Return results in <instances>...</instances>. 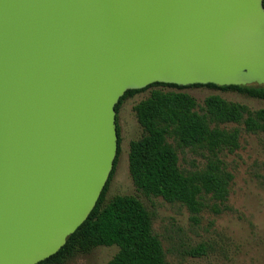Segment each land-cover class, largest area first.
Segmentation results:
<instances>
[{
	"label": "water",
	"instance_id": "obj_1",
	"mask_svg": "<svg viewBox=\"0 0 264 264\" xmlns=\"http://www.w3.org/2000/svg\"><path fill=\"white\" fill-rule=\"evenodd\" d=\"M264 85L263 0H0V264L87 218L128 89Z\"/></svg>",
	"mask_w": 264,
	"mask_h": 264
},
{
	"label": "trees",
	"instance_id": "obj_2",
	"mask_svg": "<svg viewBox=\"0 0 264 264\" xmlns=\"http://www.w3.org/2000/svg\"><path fill=\"white\" fill-rule=\"evenodd\" d=\"M190 87L234 90L264 100V85L256 83L219 86L153 82L140 89L126 90L115 104L117 154L95 206L57 252L36 264H64L78 253L113 244L118 246V251L105 264H166L161 241L153 231V213L144 203L131 194L114 195L105 200L120 153L117 122L120 105L126 98L147 89L149 94L133 106L143 133L129 142L128 150V172L136 189L145 196L182 204L193 220L205 207L206 197L216 203L227 200L233 175L219 153L224 149L232 152L238 147L239 130L219 124L242 123L246 131L264 133V108L250 109L217 94L206 96L199 105L194 96L184 91ZM179 149L202 155L203 166L181 168ZM216 203L212 206L218 212ZM204 251V246L199 244L187 253L196 256Z\"/></svg>",
	"mask_w": 264,
	"mask_h": 264
},
{
	"label": "rangeland",
	"instance_id": "obj_3",
	"mask_svg": "<svg viewBox=\"0 0 264 264\" xmlns=\"http://www.w3.org/2000/svg\"><path fill=\"white\" fill-rule=\"evenodd\" d=\"M150 89L126 98L117 113L120 131V153L116 168L105 194H131L138 197L153 213V231L158 235L166 264H264V133L249 132L242 123L219 124L239 130L238 147L219 153L233 175L224 203L205 198V207L193 220L188 209L178 202L161 197L145 196L138 191L128 172L129 142L140 137L143 129L138 123L134 104L145 98ZM195 97L199 105L210 94L240 102L250 109L264 108V100L249 97L234 90L207 87L184 89ZM179 166L183 169L202 167L205 158L189 149L178 150ZM219 211L215 212L212 204ZM202 244L204 253L196 256L187 251ZM118 246H97L88 253H78L64 264H105Z\"/></svg>",
	"mask_w": 264,
	"mask_h": 264
}]
</instances>
